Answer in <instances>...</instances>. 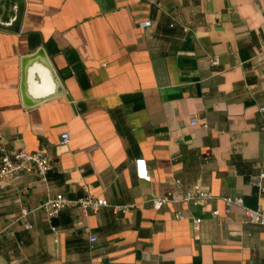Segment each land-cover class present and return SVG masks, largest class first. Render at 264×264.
<instances>
[{
	"label": "crops",
	"instance_id": "1",
	"mask_svg": "<svg viewBox=\"0 0 264 264\" xmlns=\"http://www.w3.org/2000/svg\"><path fill=\"white\" fill-rule=\"evenodd\" d=\"M156 1L2 2L0 156L45 148L53 167L46 183L32 174L0 183V232L10 233L0 264H264V228L223 202L264 211L250 184L264 172V0ZM50 40L59 64L78 66L72 102L26 110L20 58ZM197 186L212 198L149 202L184 201ZM86 193L109 206L89 215L67 208L51 221L40 208L56 194ZM125 205L137 208H111Z\"/></svg>",
	"mask_w": 264,
	"mask_h": 264
},
{
	"label": "built area",
	"instance_id": "2",
	"mask_svg": "<svg viewBox=\"0 0 264 264\" xmlns=\"http://www.w3.org/2000/svg\"><path fill=\"white\" fill-rule=\"evenodd\" d=\"M149 3L155 7H159V3L156 0H149ZM152 26L151 21H141L139 22L140 28H149ZM185 30H187L185 28ZM218 65L217 59L212 61V66ZM261 112H264V108L261 109ZM198 119L194 117L192 123H197ZM69 142L68 135L64 134L61 136V146L67 145ZM52 163L50 160L49 151L45 148H40L35 152H27L25 150L13 151L12 153H3L0 156V183L6 181H17L25 175L32 174L34 175L39 182L46 183L47 174L52 170ZM136 172L139 178L147 180V171L144 161L138 160L135 161ZM252 187L258 190V194H264V172L260 173L257 177H253L250 181ZM0 188H3L0 186ZM211 195L207 192L200 190V187L197 186L194 188L193 193L186 198L184 201H180L174 195H166L163 197L152 198L149 202L156 209H161L168 204H178L181 202L195 203L198 201H205L211 199ZM223 202L227 208L231 205L239 207L243 215V223L257 225L264 228V211L261 209L252 210L245 207L241 200L227 198L223 199ZM109 205L103 199H97L93 195L86 193V195L77 200H70L66 198L63 194H56L52 197H49L41 205V209L45 212L47 219L51 221L54 218H57L58 215L67 208H74L78 210L82 215L96 214L100 208L108 207ZM115 214H126L134 211L136 205H125V206H113L111 207ZM31 214V211L22 209L20 215L22 218L27 217ZM213 217H219L218 211L212 212ZM176 219H181L179 215L176 216ZM28 229H32V226H27ZM194 231L197 232L200 228V220H193ZM54 231V229H53ZM10 233L8 229H4L0 232V254H1V244L4 237L8 236ZM91 242H94L95 239H91Z\"/></svg>",
	"mask_w": 264,
	"mask_h": 264
},
{
	"label": "water",
	"instance_id": "3",
	"mask_svg": "<svg viewBox=\"0 0 264 264\" xmlns=\"http://www.w3.org/2000/svg\"><path fill=\"white\" fill-rule=\"evenodd\" d=\"M0 0L1 15L6 12L5 6ZM106 3V0H101L100 3ZM18 11V8H17ZM8 28L5 25H0V31L8 32ZM60 51L55 42L50 40L44 45L37 46L34 51L29 54H24L20 58L21 79H20V92L23 108L31 110L41 105L54 102L61 98H65L68 102H72L69 91L71 90L70 81L72 74L77 72L78 66L68 67L63 64H59L61 61ZM61 63V62H60ZM37 81L40 85L39 89L32 91L29 88L31 82ZM31 92L35 94L45 95L42 96V101L37 100V96H31ZM48 96H47V94ZM77 108L83 109L82 105H77Z\"/></svg>",
	"mask_w": 264,
	"mask_h": 264
}]
</instances>
